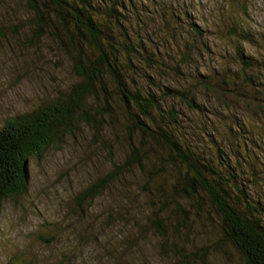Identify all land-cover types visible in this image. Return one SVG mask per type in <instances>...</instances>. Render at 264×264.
I'll use <instances>...</instances> for the list:
<instances>
[{"label": "trees", "instance_id": "1", "mask_svg": "<svg viewBox=\"0 0 264 264\" xmlns=\"http://www.w3.org/2000/svg\"><path fill=\"white\" fill-rule=\"evenodd\" d=\"M26 4L33 38L58 43L77 81L0 129V212L27 193L30 163L84 130L109 169L74 195L80 217L119 183L147 212L138 224L116 207L110 225L157 237L166 264H234L232 252L264 264V58L246 51L260 49L252 31L223 23L218 52L180 0Z\"/></svg>", "mask_w": 264, "mask_h": 264}, {"label": "rangeland", "instance_id": "2", "mask_svg": "<svg viewBox=\"0 0 264 264\" xmlns=\"http://www.w3.org/2000/svg\"><path fill=\"white\" fill-rule=\"evenodd\" d=\"M180 1L209 33L216 51L225 47L218 34L223 23L236 20L259 40L260 49L248 44L247 53L264 58V0ZM32 16L26 0H0V129L7 120L53 99L77 81L72 61L58 43L48 36L33 38ZM67 141L46 152L40 162L30 163L27 193L3 203L0 264L13 259L12 264H166L157 237L142 234L131 220L110 225L109 214L124 205L130 208V217L143 223L145 199L134 189L126 191L116 183L111 192L92 202L88 217L79 216L73 197L107 172L108 158L105 148L97 146L98 152L84 130ZM123 150L113 146L115 161L122 158ZM132 173L130 182L140 185L141 176ZM231 255L235 264L237 258Z\"/></svg>", "mask_w": 264, "mask_h": 264}, {"label": "bare ground", "instance_id": "3", "mask_svg": "<svg viewBox=\"0 0 264 264\" xmlns=\"http://www.w3.org/2000/svg\"><path fill=\"white\" fill-rule=\"evenodd\" d=\"M8 121V120H7ZM41 154V153H40ZM54 237V236H53Z\"/></svg>", "mask_w": 264, "mask_h": 264}]
</instances>
